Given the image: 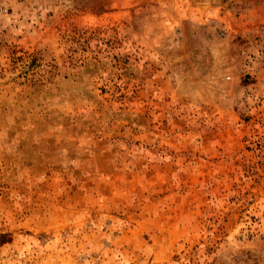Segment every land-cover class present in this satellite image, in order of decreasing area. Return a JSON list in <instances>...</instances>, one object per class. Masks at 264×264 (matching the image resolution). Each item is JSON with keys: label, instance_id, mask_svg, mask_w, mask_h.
Instances as JSON below:
<instances>
[{"label": "rangeland", "instance_id": "374dc122", "mask_svg": "<svg viewBox=\"0 0 264 264\" xmlns=\"http://www.w3.org/2000/svg\"><path fill=\"white\" fill-rule=\"evenodd\" d=\"M0 264H264V0H0Z\"/></svg>", "mask_w": 264, "mask_h": 264}]
</instances>
